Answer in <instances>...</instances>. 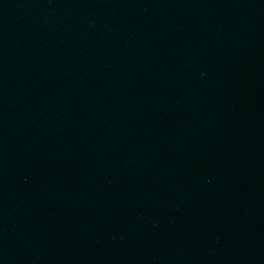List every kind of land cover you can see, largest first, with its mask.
<instances>
[{
	"label": "water",
	"instance_id": "obj_1",
	"mask_svg": "<svg viewBox=\"0 0 264 264\" xmlns=\"http://www.w3.org/2000/svg\"><path fill=\"white\" fill-rule=\"evenodd\" d=\"M0 264H264V0H0Z\"/></svg>",
	"mask_w": 264,
	"mask_h": 264
}]
</instances>
